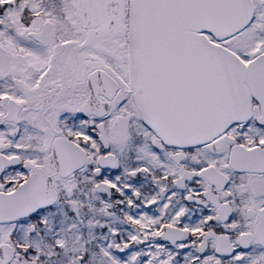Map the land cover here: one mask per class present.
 <instances>
[{
    "label": "snow or ice",
    "instance_id": "6c2138e0",
    "mask_svg": "<svg viewBox=\"0 0 264 264\" xmlns=\"http://www.w3.org/2000/svg\"><path fill=\"white\" fill-rule=\"evenodd\" d=\"M0 264H264V0H0Z\"/></svg>",
    "mask_w": 264,
    "mask_h": 264
}]
</instances>
